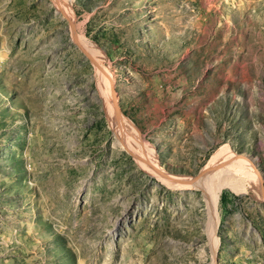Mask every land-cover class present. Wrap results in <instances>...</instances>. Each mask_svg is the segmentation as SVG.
I'll return each instance as SVG.
<instances>
[{
    "label": "rangeland",
    "instance_id": "374dc122",
    "mask_svg": "<svg viewBox=\"0 0 264 264\" xmlns=\"http://www.w3.org/2000/svg\"><path fill=\"white\" fill-rule=\"evenodd\" d=\"M70 3L74 33L54 0H0V264H264V0ZM78 34L158 169L227 145L255 179L213 209L214 169L134 158Z\"/></svg>",
    "mask_w": 264,
    "mask_h": 264
},
{
    "label": "bare ground",
    "instance_id": "6f19581e",
    "mask_svg": "<svg viewBox=\"0 0 264 264\" xmlns=\"http://www.w3.org/2000/svg\"><path fill=\"white\" fill-rule=\"evenodd\" d=\"M54 2H55V4H58L59 6L62 7V10L65 12V15L71 21L72 32L74 33V31H75V29H74L75 20L73 18V14H72V10H71L70 0H54ZM75 39L77 40L76 42H78L81 46H83L87 50L86 52L94 60L97 68L99 69V67L101 65L96 62V58L99 55V52H98L96 46H94L93 43L88 42L83 37L82 34H80V35L78 34L77 37H75ZM100 74L102 75L104 83L107 86L106 100H107L109 108H110L109 109L110 114L114 117V123H115L114 128L116 130V134L119 136L120 141L123 143L124 147L127 148V151L130 154H132L134 157H139V158L145 159L146 161L151 162L154 166L157 167L158 163L156 160L155 161H149V158H151L150 156L153 154L152 149H150L148 146H145L144 144L140 143L138 138H136V127L132 124V122L127 117H125L120 112V110L117 106V103H116L115 96L113 98V105L111 104V101H110L111 99L109 97V85H110L109 78H111V80H113L112 74L110 72H106V75H105L101 71H100ZM113 95H114V93H113ZM222 161H227V163H223ZM210 163H214V165L210 169H214L213 174H214V172H216V174H214V176L209 177V179H212V178H215V179L213 182H209V181L205 182V185H204L205 191L204 192H205L206 197L208 198V200L211 204V207L213 206V209L215 208V204L217 202V197H218V192H219L221 187H223L225 185H229L235 191H239V189H241L238 185L239 179H241V178H239V176L244 177V176H250L251 175L252 177H254V179L256 176L255 175L256 173L253 169L252 161L248 157L236 155L235 153L230 151V148L227 145L223 146L214 155V157L212 158ZM217 167H221V168H217ZM159 170L165 176H169V177H173V178H177V179H183L182 176H176V175H172L169 173L167 174L165 171H163L161 169H159ZM152 171H155V170L152 168ZM222 172H223V175L226 173H229V174H227L226 177H220ZM156 173L159 176L161 175V173H159L158 171H156ZM235 175H238V177H236ZM168 180L170 181V179H168ZM251 185L253 186V184H251ZM241 186H243V185H241ZM252 186H250V187H252ZM260 192L263 193L262 188H261Z\"/></svg>",
    "mask_w": 264,
    "mask_h": 264
},
{
    "label": "water",
    "instance_id": "95a60500",
    "mask_svg": "<svg viewBox=\"0 0 264 264\" xmlns=\"http://www.w3.org/2000/svg\"><path fill=\"white\" fill-rule=\"evenodd\" d=\"M74 40V39H73ZM74 43L75 45L79 48V50L82 51V53L87 57L89 58L94 64V60L89 56V54L85 51V49H83V47L74 40ZM96 65V64H95ZM99 67V66H98ZM99 70L104 73L106 75V72L101 68L99 67ZM109 81H110V85H109V97H110V101H111V104L113 105V98H114V95H113V84H112V80L111 78H109ZM132 155V154H131ZM246 157H248L246 154H244ZM133 156V155H132ZM134 157V156H133ZM136 158L137 160L147 164L148 166H150L151 168H153L155 171H158L159 173H161V175H164L162 172H160V170L154 166L151 162H148L146 161L145 159H142V158H139V157H134ZM251 161L252 159L250 157H248ZM223 163H227V161H222ZM214 165V163H209L207 165H205V167L196 175H193L190 179L188 180H184V179H177V178H173V177H169V176H165L167 177L168 179H170L173 183L175 184H179V185H183V186H189V185H192L195 183V181L203 176L205 174V172L211 168L212 166ZM254 165V164H253ZM262 189H264L263 185H261Z\"/></svg>",
    "mask_w": 264,
    "mask_h": 264
}]
</instances>
